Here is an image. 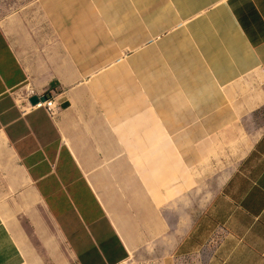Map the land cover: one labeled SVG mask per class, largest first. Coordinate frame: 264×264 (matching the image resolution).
Returning <instances> with one entry per match:
<instances>
[{
    "label": "crops",
    "instance_id": "crops-1",
    "mask_svg": "<svg viewBox=\"0 0 264 264\" xmlns=\"http://www.w3.org/2000/svg\"><path fill=\"white\" fill-rule=\"evenodd\" d=\"M38 11L0 24V264H264V0ZM26 91L57 115L23 116ZM202 134L228 160L205 197L171 156Z\"/></svg>",
    "mask_w": 264,
    "mask_h": 264
},
{
    "label": "rangeland",
    "instance_id": "rangeland-1",
    "mask_svg": "<svg viewBox=\"0 0 264 264\" xmlns=\"http://www.w3.org/2000/svg\"><path fill=\"white\" fill-rule=\"evenodd\" d=\"M38 2L39 0H0V24L13 15L25 16L27 19L35 21V19L39 18L37 15L39 12ZM202 136L205 135L202 134ZM200 143L205 146L203 149L197 150L195 148H189L181 150L173 148L171 150V156H173V168H176L175 171H180L181 173V182L178 180L179 187L181 184L183 191L199 188V175H201L204 179L203 188L205 189V197L216 190L219 175L222 176L221 173L217 172L216 165L221 166L222 168V165H227L228 163L226 154L227 142L226 138H224V134H207L204 137V140L202 139ZM153 159L154 158H151L150 160ZM181 160H183L184 163H186L187 160H203L200 165L199 161L195 164L197 165L195 166V171H198L197 176L190 175L191 171L187 168L186 164L181 162ZM168 182H170V180ZM172 183L174 185L175 181L173 180Z\"/></svg>",
    "mask_w": 264,
    "mask_h": 264
},
{
    "label": "built area",
    "instance_id": "built-area-1",
    "mask_svg": "<svg viewBox=\"0 0 264 264\" xmlns=\"http://www.w3.org/2000/svg\"><path fill=\"white\" fill-rule=\"evenodd\" d=\"M33 97L37 98L36 103H31ZM18 108L23 116L35 110H43L49 116L54 117L60 110L58 99L56 95L50 94L49 96L45 95H36L32 91H26L23 95H20L16 99ZM118 264H162L160 262H154L149 260H143L136 256H129L122 262Z\"/></svg>",
    "mask_w": 264,
    "mask_h": 264
},
{
    "label": "water",
    "instance_id": "water-1",
    "mask_svg": "<svg viewBox=\"0 0 264 264\" xmlns=\"http://www.w3.org/2000/svg\"><path fill=\"white\" fill-rule=\"evenodd\" d=\"M37 102V98L36 97H33L32 99H31V103H36Z\"/></svg>",
    "mask_w": 264,
    "mask_h": 264
}]
</instances>
